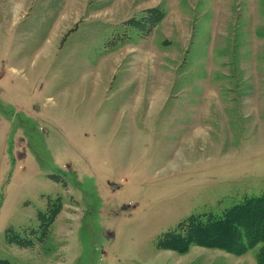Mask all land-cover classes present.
<instances>
[{
  "label": "rangeland",
  "instance_id": "obj_1",
  "mask_svg": "<svg viewBox=\"0 0 264 264\" xmlns=\"http://www.w3.org/2000/svg\"><path fill=\"white\" fill-rule=\"evenodd\" d=\"M13 1L0 0V260L257 264L264 244H161L264 195V0H27L24 19Z\"/></svg>",
  "mask_w": 264,
  "mask_h": 264
},
{
  "label": "trees",
  "instance_id": "obj_2",
  "mask_svg": "<svg viewBox=\"0 0 264 264\" xmlns=\"http://www.w3.org/2000/svg\"><path fill=\"white\" fill-rule=\"evenodd\" d=\"M60 212L57 209L54 213L58 216ZM197 219H190L189 228L182 234H167L161 244L165 250L185 255L191 247L198 246L242 257L264 244V195L245 200L228 210L223 218ZM256 261L264 264V251L259 252ZM0 264L12 263L0 260Z\"/></svg>",
  "mask_w": 264,
  "mask_h": 264
},
{
  "label": "crops",
  "instance_id": "obj_3",
  "mask_svg": "<svg viewBox=\"0 0 264 264\" xmlns=\"http://www.w3.org/2000/svg\"><path fill=\"white\" fill-rule=\"evenodd\" d=\"M70 2H71V0H70ZM13 3H17V4H13ZM26 3H27V0H14L13 2H12V4H11V13H12V17H13V19L14 18H17V19H24L27 15H28V13L26 12V10H25V8L27 7L28 8V6H26ZM29 9V8H28ZM147 19V18H146ZM194 247H196V246H194ZM193 247V248H194ZM193 248L191 247L190 248V250H189V252L187 253V254H185V255H180V254H178V253H176V252H174V251H171V250H164L165 252H168V253H175V254H177V255H179V256H181V257H183V256H186V255H188L192 250H193ZM207 249V248H206ZM211 250V249H210ZM212 251H220V250H212ZM220 252H223V251H220ZM245 256V255H244ZM243 257V256H242Z\"/></svg>",
  "mask_w": 264,
  "mask_h": 264
}]
</instances>
